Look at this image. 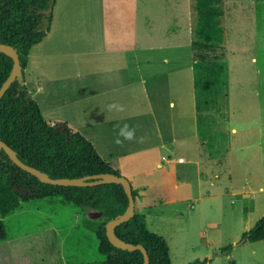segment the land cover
I'll return each mask as SVG.
<instances>
[{
    "label": "rangeland",
    "instance_id": "1",
    "mask_svg": "<svg viewBox=\"0 0 264 264\" xmlns=\"http://www.w3.org/2000/svg\"><path fill=\"white\" fill-rule=\"evenodd\" d=\"M221 1L227 99L221 107L204 111L212 120L215 133L213 146L218 150L213 153L219 155L211 158L221 165L210 169L203 166L198 170L185 158L181 145L175 143V155L169 159H176L178 154L186 159L177 166L185 169V184H179L177 190L169 185L154 190L150 196L154 202H171L146 212V227L164 238L171 264H186L194 259H204L198 264H228L230 259L234 264H264V239L241 241V233L258 218H264V0ZM71 3L72 17H78L81 24L87 25L88 16L94 22L100 19L111 24L121 19L127 25H138L139 39L143 21L142 38L154 41L153 50L144 46L143 54L137 52V56L144 58L140 70L144 77L149 76L148 91L193 90L190 40L195 12L192 0H71ZM112 33L121 35L120 30ZM73 34L77 45L62 44L60 49L83 51L82 32ZM130 38L133 36L128 32L127 39ZM125 55L128 58L131 53ZM146 60L152 62L153 73H149ZM128 64L129 72L133 73L134 66ZM64 83L66 88L52 86L46 92L60 91L62 99L76 98L67 106L69 109L58 110L82 125L80 129L85 131V123L90 119L88 109L94 102L89 99L94 96V90L87 87L85 72L77 81ZM136 92L127 90V100L134 104L140 102V106L143 103ZM38 98L34 95L36 103ZM102 100L103 97H98L95 103ZM54 112H44L42 117L48 120ZM134 121L126 124L133 126ZM87 131L96 133V128H87ZM98 137L103 144V137L100 134ZM201 146L208 155L203 141ZM83 213L80 207L58 196L21 202L1 219L6 238L0 239V264H102L98 240L86 227ZM93 214L94 219L100 216L96 211ZM225 246L227 249L223 251Z\"/></svg>",
    "mask_w": 264,
    "mask_h": 264
},
{
    "label": "trees",
    "instance_id": "2",
    "mask_svg": "<svg viewBox=\"0 0 264 264\" xmlns=\"http://www.w3.org/2000/svg\"><path fill=\"white\" fill-rule=\"evenodd\" d=\"M195 23L190 40L192 88L196 112V132L204 142L208 155L216 157L212 120L204 114L221 107L227 99L228 72L223 45L221 0H192ZM54 0H0V42L10 44L17 52L20 75L10 82L0 96V139L24 163L51 178H74L114 171L92 143L81 133L70 132L64 125L44 122L37 103L23 84V69L30 47L39 42L49 28ZM50 8V11L46 10ZM12 60L0 51V84L7 76ZM217 143V140H216ZM222 154V151H221ZM219 156V155H218ZM217 156V157H218ZM222 156V155H221ZM133 198L136 195L131 188ZM58 196L80 208H90L100 216L85 224L95 234L102 264H141L139 249L125 250L113 246L105 235L104 223L123 212L127 197L119 183L92 186H62L40 182L22 170L0 148V239H5L2 218L12 213L21 202ZM120 239L141 244L149 264H171L168 246L163 237L147 229L144 214L134 210L126 221L113 228ZM243 241L264 239V218L241 233ZM227 246L223 247L225 251ZM199 259L186 262L198 264ZM82 264V263H65ZM228 264H234L230 259Z\"/></svg>",
    "mask_w": 264,
    "mask_h": 264
},
{
    "label": "crops",
    "instance_id": "3",
    "mask_svg": "<svg viewBox=\"0 0 264 264\" xmlns=\"http://www.w3.org/2000/svg\"><path fill=\"white\" fill-rule=\"evenodd\" d=\"M71 6V0H54L48 30L28 51L22 84L34 101V95L39 96L37 105L41 116L44 112L55 111L48 120L42 117L46 124H61L69 128L70 132L81 133L114 171L129 180L131 188L136 192L134 210L144 214L146 220L148 210L171 202H154V198L150 197L154 190L166 185L177 190L179 184H185V169L177 166L182 165L186 159L179 154L176 159H169L175 155V143L181 145L179 148L185 152V158L189 163H194L198 170L203 166L210 169L221 164L202 150L201 140L196 132L193 90L148 91L149 76L144 77L140 70L144 58L137 56V52L142 51L143 54L144 46L153 50L154 41L142 38V31L145 29L143 21L139 26V39L136 34L137 24L127 25L121 19L117 24L100 19L94 22L90 16L86 19L87 25L81 24L78 17H72ZM76 26L79 27L77 30ZM112 30H120L121 35H113ZM74 31L82 32L80 39L85 43L83 51L60 49L59 45L62 44L68 47L73 43L77 45ZM128 32H131L133 38L127 39ZM128 52L131 55L127 58L125 53ZM128 62L137 72H129ZM146 64L150 65L149 73H153L152 62L146 60ZM84 72L87 87L94 90V96L89 99L94 102L88 109L90 119L85 123V131L80 129L82 125L58 110L60 107L69 109L67 106L75 102L76 98L62 99L63 93L60 91L49 94L46 92L52 86L66 88V80L73 83ZM72 83L71 90L74 89ZM127 90H136L143 104L139 106L140 102H128ZM53 95H59L60 98H54ZM98 97H103V100L95 103ZM130 120H135L133 126H129L135 131L134 138L127 140L120 136L122 143L117 144L118 126L125 125ZM87 128H96V133L88 132ZM233 130L232 127L231 131ZM98 134L103 137V144L106 143V146L101 143ZM177 151L180 152L179 149ZM177 158H181V161H177ZM169 164L172 166L169 167ZM215 176L216 174L213 175ZM208 184L211 185L212 181ZM187 206L191 207V204L188 203ZM80 209L82 213L85 211V222L98 220L91 217L95 210ZM90 231L94 234L91 229Z\"/></svg>",
    "mask_w": 264,
    "mask_h": 264
},
{
    "label": "water",
    "instance_id": "4",
    "mask_svg": "<svg viewBox=\"0 0 264 264\" xmlns=\"http://www.w3.org/2000/svg\"><path fill=\"white\" fill-rule=\"evenodd\" d=\"M48 11H50V8L46 10V12ZM0 51L6 54L7 56H9L12 60L9 72L0 84V96H1L4 90L10 84V82L20 75L21 66H20L18 56H17V52L12 45L0 42ZM59 127L60 125L56 126V128H59ZM0 148L3 149V151L8 156V158L11 160L12 163H14L16 166H18L22 170L28 172L29 174L33 175L40 182L54 184V185H62V186H67V185L92 186V185L101 184V183H119L122 186L123 191L127 197V204L123 212H121L120 214L116 215L113 218L108 219L104 223L105 235L107 237V240L113 246L117 248L129 250V251L134 250V249H139L142 254L141 264H149L148 254L145 248L141 244L126 242L118 238L113 233V228L116 225L120 224L123 221H126L134 213V198L131 193V185H130L129 180L125 176L112 173V172H105L101 174L74 177V178H67V177L51 178L45 173H43L42 171L38 170L37 168H34L22 162L16 156L15 152L1 139H0ZM241 241H243V239H241Z\"/></svg>",
    "mask_w": 264,
    "mask_h": 264
},
{
    "label": "clouds",
    "instance_id": "5",
    "mask_svg": "<svg viewBox=\"0 0 264 264\" xmlns=\"http://www.w3.org/2000/svg\"><path fill=\"white\" fill-rule=\"evenodd\" d=\"M110 107H114V106H110ZM118 127H119V133L115 141L117 144L122 143V141L119 139L120 136H123V138L127 140H131L134 138L135 135L134 129H131L127 124Z\"/></svg>",
    "mask_w": 264,
    "mask_h": 264
},
{
    "label": "built area",
    "instance_id": "6",
    "mask_svg": "<svg viewBox=\"0 0 264 264\" xmlns=\"http://www.w3.org/2000/svg\"><path fill=\"white\" fill-rule=\"evenodd\" d=\"M177 161H181V158H177Z\"/></svg>",
    "mask_w": 264,
    "mask_h": 264
}]
</instances>
